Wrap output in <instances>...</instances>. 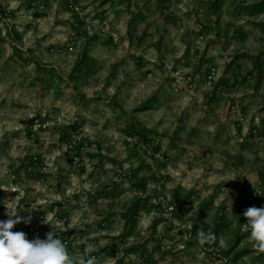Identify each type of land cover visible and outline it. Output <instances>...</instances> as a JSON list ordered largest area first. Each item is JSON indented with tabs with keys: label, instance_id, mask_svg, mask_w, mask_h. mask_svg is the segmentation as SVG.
<instances>
[{
	"label": "rangeland",
	"instance_id": "374dc122",
	"mask_svg": "<svg viewBox=\"0 0 264 264\" xmlns=\"http://www.w3.org/2000/svg\"><path fill=\"white\" fill-rule=\"evenodd\" d=\"M261 2L0 0V219L96 264H264Z\"/></svg>",
	"mask_w": 264,
	"mask_h": 264
},
{
	"label": "clouds",
	"instance_id": "9594fccd",
	"mask_svg": "<svg viewBox=\"0 0 264 264\" xmlns=\"http://www.w3.org/2000/svg\"><path fill=\"white\" fill-rule=\"evenodd\" d=\"M230 180L226 179L225 181ZM39 205L32 202V208ZM8 219H0V264H96V258L91 257L84 260H77L72 257L66 244L57 236L56 228L45 217V223L52 225V231L46 234V239L36 237L27 239V234L23 231H12L15 225L20 222L31 223L32 216H21L18 208L24 209V205H6ZM250 226L251 237L264 250V206H251L243 212ZM217 237L213 233H199L198 243L201 245L215 242ZM220 243L224 244L223 238Z\"/></svg>",
	"mask_w": 264,
	"mask_h": 264
},
{
	"label": "trees",
	"instance_id": "16d2710c",
	"mask_svg": "<svg viewBox=\"0 0 264 264\" xmlns=\"http://www.w3.org/2000/svg\"><path fill=\"white\" fill-rule=\"evenodd\" d=\"M219 0H215V7H218ZM255 11H264V2H261L260 4H256ZM38 15V14H37ZM261 67V65H259ZM199 221L195 224V231H197Z\"/></svg>",
	"mask_w": 264,
	"mask_h": 264
},
{
	"label": "built area",
	"instance_id": "2783aa9c",
	"mask_svg": "<svg viewBox=\"0 0 264 264\" xmlns=\"http://www.w3.org/2000/svg\"><path fill=\"white\" fill-rule=\"evenodd\" d=\"M216 75H217V69L216 68H212V71H211L209 77L213 78ZM189 79L192 80V77H189ZM257 191L258 192H256V195H258V194H261L262 195L263 194V191H264V188L262 187V188L258 189Z\"/></svg>",
	"mask_w": 264,
	"mask_h": 264
}]
</instances>
